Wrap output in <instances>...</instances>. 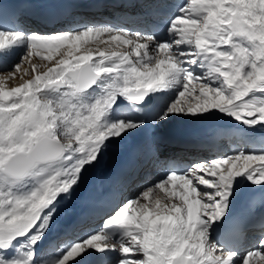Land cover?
<instances>
[{"label":"snow or ice","instance_id":"snow-or-ice-1","mask_svg":"<svg viewBox=\"0 0 264 264\" xmlns=\"http://www.w3.org/2000/svg\"><path fill=\"white\" fill-rule=\"evenodd\" d=\"M151 2L159 22L136 30L0 22V264H264V231L251 250L219 235L246 189L264 228V0ZM225 120L235 147L170 166L95 226L57 221L126 137Z\"/></svg>","mask_w":264,"mask_h":264},{"label":"bare ground","instance_id":"bare-ground-1","mask_svg":"<svg viewBox=\"0 0 264 264\" xmlns=\"http://www.w3.org/2000/svg\"><path fill=\"white\" fill-rule=\"evenodd\" d=\"M58 1L62 0H4V4L14 3V13L11 15V18L14 22V28L22 27L26 30H38L39 27L35 26L30 16H27L26 13L44 6L45 4ZM81 1H90V4H92L97 3L99 0ZM181 2L182 0H168L167 10H171L176 3ZM19 3H21V5H19ZM104 6L105 8L103 11H88L85 13H78L80 16L79 18L76 17L77 13L72 14L70 15V18L60 21L59 24L54 28L62 29L77 22H83L86 20L101 21L104 17H106L104 12H109L110 9V6H108L106 3ZM117 9L123 13H134L131 16L128 15L130 17V24H128L127 27L131 30L143 29L146 26L152 27L153 24L157 25L159 22L160 10L155 8L151 0H131V2L125 6H117ZM39 31L47 32L42 30ZM25 78H30V76ZM20 82L21 81L19 79H16L11 83L19 84ZM225 123H227L226 120L207 125L201 124L199 122H179L171 124L168 130L164 133H161L158 130L154 131L152 128H147L142 130L140 133H134L130 137H126L125 141L122 142V147L119 151H109L107 157L102 159L100 164L96 165L94 168L85 173V179L83 182L85 186L82 184L81 187L77 189L72 200L66 206L67 211H61L60 216L57 217V221L61 225H66V222L70 221V225H72L73 221L77 218L80 220L89 207L101 204L107 200V197H104L103 195L109 192L112 189V186H114V184L119 181L118 177L120 174H126V176L131 177L137 170L140 171L145 168L149 170L150 167H148V165L151 163V160L154 157V161L157 160L159 163L152 170H150V172H156L158 174L161 168L165 165L174 163H187L188 161H186V159L193 160L190 155L194 154L193 157L198 158L204 157L205 155L208 156L210 151L223 152L221 150H230L240 143V138L237 136L224 134L223 132L215 131L218 126ZM255 134L257 139H259L261 135L260 130L256 129ZM200 138L207 139L212 146L210 145L202 149H196L197 152L186 153L182 151L183 149L185 150L189 148L187 146L188 140ZM136 141H140V145H136ZM146 145L152 146L151 151L146 149ZM169 146L172 148H169ZM174 147L176 149H173ZM103 174H107L109 177V190L107 191L102 190V178L107 177ZM132 177H135V175ZM260 191L261 190L258 188H254L252 190L246 189L245 192L233 203L231 212L224 221V224H226L230 218L233 219L237 216H241L242 214H250L255 216L257 211H261L262 208L260 206V198L258 195ZM253 195L256 196L255 207H253L251 203ZM89 226L91 225H87L85 227ZM263 230L264 228L244 230L240 236L238 235L236 237L238 240L237 245H244L246 247L251 245V243L254 244V236H259V233ZM223 234L224 230H221L219 233L220 238L227 240V237Z\"/></svg>","mask_w":264,"mask_h":264},{"label":"rangeland","instance_id":"rangeland-1","mask_svg":"<svg viewBox=\"0 0 264 264\" xmlns=\"http://www.w3.org/2000/svg\"><path fill=\"white\" fill-rule=\"evenodd\" d=\"M230 139H231V137H230ZM169 148H172V147L169 146ZM173 149H176V148L174 147ZM182 151H184L186 153L197 152L196 149H190V148L185 149V150L183 149ZM221 151L224 152V150H221ZM210 152H213V151H210ZM207 153H209V152H207ZM193 155H190V156L193 160H195L196 158L193 157ZM206 156L207 155H205L204 157H206ZM152 160H153V162H152ZM152 160H151V163L148 165V167H150V169L148 170L147 168H145V169H142L140 171L137 170L133 174V175H135V177H132L133 176L132 175L131 177L133 179L129 183L127 182V178H129V177L126 176V174H120L118 177L119 181L116 182L114 184V186H112V189L109 192H107L106 194L103 195L104 197L105 196L107 197L106 198L107 200L101 204L89 207L88 210L84 213V215L80 218V220L84 223V226H87V225L95 226L96 216L98 213L102 212L103 210H106L110 204H113L116 201H118L119 199H122V198L130 195L133 191H135L138 188V186L152 182L153 181L152 179H154L153 175H155V177H156L157 173L156 172L152 173V172H150V170H152L159 163V162H157V160L154 161L155 157ZM186 161L189 162L190 160L186 159ZM83 185L85 186V184H83ZM80 195H81V192H80ZM62 211L65 212L64 209H62ZM66 221H68V220H66ZM65 222H64V224H65ZM66 225L70 226V221L66 222ZM91 226H89V227H91ZM258 239H259V236H254V239H253L254 244L251 243V245H248L246 247L244 245L240 246V247L242 248V250H251L257 244Z\"/></svg>","mask_w":264,"mask_h":264}]
</instances>
